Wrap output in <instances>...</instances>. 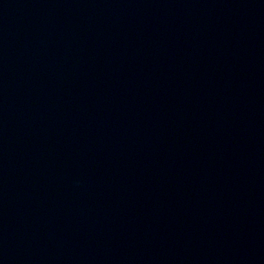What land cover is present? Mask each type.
Masks as SVG:
<instances>
[{"label":"water","instance_id":"1","mask_svg":"<svg viewBox=\"0 0 264 264\" xmlns=\"http://www.w3.org/2000/svg\"><path fill=\"white\" fill-rule=\"evenodd\" d=\"M0 264H264V0H0Z\"/></svg>","mask_w":264,"mask_h":264}]
</instances>
